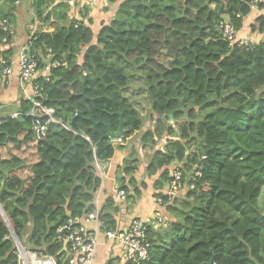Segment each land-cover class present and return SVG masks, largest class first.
Segmentation results:
<instances>
[{
	"label": "trees",
	"instance_id": "16d2710c",
	"mask_svg": "<svg viewBox=\"0 0 264 264\" xmlns=\"http://www.w3.org/2000/svg\"><path fill=\"white\" fill-rule=\"evenodd\" d=\"M18 1L0 0V23H13ZM30 1L34 18L53 27L34 32L30 53L41 63L50 50L60 63L32 79L40 87L35 99L53 110L58 124L47 123V136L35 140L26 100L17 111L24 115L0 120V207L19 243L61 263L58 229L95 212L98 168L105 174L116 153L126 152L119 189L126 200L152 189L169 221L165 229L149 224L148 258L140 264H264V0L256 11L254 0H122L103 24L85 22L87 8ZM221 23L234 27L237 42L226 41ZM245 24L258 40L243 33ZM6 38L11 44L0 28V59L12 55L9 47L1 50ZM139 76L153 125L145 129L124 96ZM82 92L93 121L117 131L122 118L121 142L101 124L92 128L88 114L77 115L84 109ZM175 165L182 188L168 202ZM101 202L104 235L118 229L122 203L114 194ZM134 219L140 218L127 225ZM0 264H18L1 219Z\"/></svg>",
	"mask_w": 264,
	"mask_h": 264
},
{
	"label": "built area",
	"instance_id": "2783aa9c",
	"mask_svg": "<svg viewBox=\"0 0 264 264\" xmlns=\"http://www.w3.org/2000/svg\"><path fill=\"white\" fill-rule=\"evenodd\" d=\"M258 0H254L256 5ZM56 2H64L68 5H73L74 0H57ZM55 2V3H56ZM0 28L12 37H15V27L8 20H3L0 23ZM35 31V28H34ZM34 31L28 38L26 45L14 56H10L7 59H0V71L1 75L5 77L16 76L19 81L23 83H32L38 74L40 63L37 57L30 53V49L33 47L35 38L33 37ZM219 31L226 41L232 45L236 41L237 32L230 23L220 24ZM237 42V41H236ZM12 43V42H11ZM244 44L243 41L240 45ZM7 38L2 40L1 50L8 49ZM49 69L57 68L60 66L58 61H52L53 55L50 50H47V56ZM47 75V74H46ZM48 78H46L47 80ZM40 91L39 85H33L32 98L29 100L32 104V109L26 114L34 120L33 132L35 140L41 141L47 136V123L58 124L53 119V110L45 108L35 97L38 96ZM38 111H41L43 115L47 117V122H42L41 117L38 115ZM19 115H24L19 112H14L8 117L17 118ZM2 118H0L1 120ZM116 142H121L118 138ZM100 177V187L94 197L95 212L87 215L83 218H69L57 231L59 234L58 241L61 242L62 249L60 255L63 256L61 263L55 258L36 253L23 247L20 243L14 242L15 248L18 253V264H93L98 238L100 233L99 223V197L102 191V179L103 175L98 168ZM194 177H200L199 171H195ZM191 189L193 185H190ZM182 188V172L175 165L172 170V179L168 182L166 188V197L168 202H171L177 192ZM114 198L118 202L126 200V193L120 189L114 190ZM157 203H161V199L157 200ZM155 223V224H154ZM151 222L149 219H134L129 225L122 229H117L114 232H108L104 234L105 238L111 241L114 246L120 252V257L125 264H140L148 258L149 242L147 241V232L149 224H152L155 228L162 224L159 219L156 222ZM89 225V227L87 226Z\"/></svg>",
	"mask_w": 264,
	"mask_h": 264
},
{
	"label": "crops",
	"instance_id": "0c3cea01",
	"mask_svg": "<svg viewBox=\"0 0 264 264\" xmlns=\"http://www.w3.org/2000/svg\"><path fill=\"white\" fill-rule=\"evenodd\" d=\"M121 2L122 0H118L116 4L111 5L107 0H77L74 2L73 6L77 12L83 8L88 9V16L86 17L85 22H87L89 18H97L98 22L103 24L105 22L107 23L114 17L117 11L116 8ZM249 18H251V16ZM41 23L42 22L34 18V12L30 0H20L19 3L15 5L12 23L15 27V37L12 43L8 46L11 50L12 56L20 52V50L26 45L34 28V32H37L38 30L41 32L53 31L52 26H45ZM95 23L99 25L96 20ZM243 28H248L247 24L243 25ZM48 63L47 58L41 59L37 76H44L49 72L50 69ZM33 85V83L22 84L16 76L5 77L0 75V118H4L17 112L20 100L29 101L32 98ZM137 136L133 141L134 143L136 142ZM114 141L116 142V140ZM127 155L126 152L116 153L115 159L108 167V172L102 174V191L99 197V207L102 204V200L104 201L105 199L112 197L114 190L119 188L117 181V178L119 177L118 167L121 166ZM138 172L139 174L136 175L137 183L141 181V178L144 175L143 170ZM152 192H154L152 189H147L142 191L141 195L138 197L118 202L122 203L121 206L118 207V213L116 214V218L118 219V229L127 226L133 218L149 219L150 221L152 219L157 221L162 218L163 222L157 228H167L168 224L166 222H169L168 217L163 214V209L160 207L159 203L156 202L158 205L155 204ZM87 226L89 227V225ZM93 264L125 263L121 259L120 252H118L114 244L101 234L98 238Z\"/></svg>",
	"mask_w": 264,
	"mask_h": 264
},
{
	"label": "rangeland",
	"instance_id": "374dc122",
	"mask_svg": "<svg viewBox=\"0 0 264 264\" xmlns=\"http://www.w3.org/2000/svg\"><path fill=\"white\" fill-rule=\"evenodd\" d=\"M258 3H259V0L257 1V4ZM253 9H255L254 11H256L257 10V5H254ZM261 13L264 14V11H262ZM254 26H257V25L254 24ZM243 33L247 37H251V39H250L251 41H255V39H257V40L259 39L258 33L251 34L250 29L247 30L246 32H243ZM243 41L245 43L246 39H243ZM144 88H145V85H144V82L142 81V78L140 76L139 77H134L130 81L129 88L124 91V96L127 97L130 100V102L133 104V106L137 109V111L141 115V117H142V119L144 121V129H145V128H148L149 124L152 125V122H150L149 124L147 123V120H148L147 116H148L150 105H149V101L147 99V95H146V93L144 91ZM139 136L140 135L137 136V139H136L135 143H137L139 141L138 140ZM263 192H264V190H263ZM0 219H1V222H3V223H9L8 221L5 222L4 218L1 215V212H0Z\"/></svg>",
	"mask_w": 264,
	"mask_h": 264
},
{
	"label": "water",
	"instance_id": "95a60500",
	"mask_svg": "<svg viewBox=\"0 0 264 264\" xmlns=\"http://www.w3.org/2000/svg\"><path fill=\"white\" fill-rule=\"evenodd\" d=\"M221 13H222V8H219L218 16H220ZM82 97H83V102L82 103H83L84 109H83V111L79 112L77 115L78 116H82V115H84V113L88 114V121L91 123L92 128H94L95 126L101 124V125H103L106 128L107 136L109 138H111L112 140H117L120 137V135H122L124 133V122H123L122 118L120 117V124H119V127H118L117 131H113L112 128L108 124H105L103 122H95V121H93L91 112L88 109V107L86 106V101H88V98L85 96L84 92H82ZM0 212H1V215L4 218L5 222H7L8 220L4 216L1 207H0ZM6 224L8 226L9 231H10L11 238L13 239L14 242L19 244V241H18L17 237L15 236L10 224L9 223H6ZM25 248H27V246H25ZM210 264H213V260H211Z\"/></svg>",
	"mask_w": 264,
	"mask_h": 264
},
{
	"label": "clouds",
	"instance_id": "9594fccd",
	"mask_svg": "<svg viewBox=\"0 0 264 264\" xmlns=\"http://www.w3.org/2000/svg\"><path fill=\"white\" fill-rule=\"evenodd\" d=\"M56 1H57V0H56ZM56 1H55V2H56ZM74 2H75V0H74ZM18 3H19V1L16 2L15 5L18 4ZM56 3H58V2H56ZM56 3H55V4H56ZM73 5H74V4H73ZM73 5H70V6H73Z\"/></svg>",
	"mask_w": 264,
	"mask_h": 264
}]
</instances>
